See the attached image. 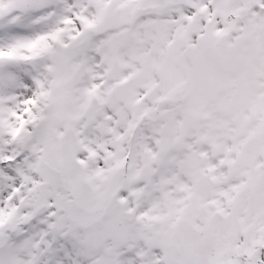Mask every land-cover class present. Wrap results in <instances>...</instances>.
I'll return each mask as SVG.
<instances>
[{
  "label": "snow or ice",
  "instance_id": "snow-or-ice-1",
  "mask_svg": "<svg viewBox=\"0 0 264 264\" xmlns=\"http://www.w3.org/2000/svg\"><path fill=\"white\" fill-rule=\"evenodd\" d=\"M264 42V0H148ZM86 0H0V250L31 264H264V201L162 144L77 69Z\"/></svg>",
  "mask_w": 264,
  "mask_h": 264
},
{
  "label": "flooded vegetation",
  "instance_id": "flooded-vegetation-1",
  "mask_svg": "<svg viewBox=\"0 0 264 264\" xmlns=\"http://www.w3.org/2000/svg\"><path fill=\"white\" fill-rule=\"evenodd\" d=\"M147 2L148 0H140L139 5ZM119 4V0L108 1L96 11L103 20L96 17L89 19L96 25L106 24L108 32L113 34L119 29L121 20L128 23L119 15ZM128 4L129 2L123 4L121 8L128 10ZM132 20L136 21L137 18L132 17ZM178 22L181 25L182 19H178ZM130 31L133 33L132 29ZM85 34L82 32L78 37V61L86 63L81 73L87 76L86 65L89 59L95 58L93 63L100 70H95L94 76L104 75L101 79L104 89L110 87L108 95L119 97L132 110L136 127L162 144L188 148L210 160L221 157L229 176L244 189L249 190L251 183L253 185V181L257 179L256 175L262 178L264 82L255 85V101L251 97L238 98V95L248 94L247 88L235 92L236 96H233L229 91L232 86L227 83L197 81L200 74L197 65L199 57L196 58L193 51L183 50L178 53L179 63L195 60L194 68L191 66L190 69L193 79L186 76L183 80L184 67L174 66L170 60L165 61L166 54L155 55L154 62L151 61L154 54H149L142 64H137L132 57H123L109 46L105 50L100 47L88 54L87 42L83 41ZM118 56L121 64L120 79L107 80L106 72ZM259 63H262V59H259ZM185 68L188 69V66ZM216 123L224 124L225 142L222 149L216 143ZM205 147H208V153L203 151Z\"/></svg>",
  "mask_w": 264,
  "mask_h": 264
},
{
  "label": "rangeland",
  "instance_id": "rangeland-1",
  "mask_svg": "<svg viewBox=\"0 0 264 264\" xmlns=\"http://www.w3.org/2000/svg\"><path fill=\"white\" fill-rule=\"evenodd\" d=\"M133 2H136V0H132ZM86 4L89 6H95L99 4V0H86ZM168 16H172L173 13L169 12L167 14ZM148 19H152V17H147L146 20L142 19L140 21L141 24L146 23ZM153 24L155 25L154 18L152 20V24L146 27L145 33H153L152 26ZM197 26V25H196ZM141 26L137 27V32H139ZM156 29V26L155 28ZM172 26L167 25L165 22L162 21V24L157 27V34L159 37L162 39L164 38L165 40L168 39L169 33L171 32ZM122 32H120L119 35L116 36H111L115 38L119 44H116L121 48V39L123 36L121 35ZM223 36H215L213 37L209 36V39H206V44H210L211 42V47H208L207 50L205 51V56H208L207 59L203 60L202 66L203 70L208 66L213 65V66H219V68H223L230 73L231 80L233 82L239 83V85L245 89V88H250V86H253V83L256 82L257 79H259V72L257 71L258 68V60L264 56V51H261L262 46L264 47V43L258 40L254 39H238L235 41L231 40H222ZM212 39V40H211ZM225 39V38H224ZM233 42L234 45L233 47L229 48L228 45ZM103 43L106 45L108 44L107 40H104L102 38H97L92 40L91 42L88 43L89 50H97L98 46L103 45ZM139 47L141 48L143 45L149 44V41L143 42L142 39L139 40ZM176 43V42H174ZM262 45V46H261ZM133 47V48H131ZM138 45H135L133 42V45L130 47H126L123 50V55L129 54L132 50H134L133 53L130 55H136ZM183 48H177L176 52L181 51ZM195 50V49H194ZM218 50V51H217ZM200 49H197L196 52H200ZM140 57V56H138ZM79 59V57H78ZM144 58H136V63L140 64L139 61L143 60ZM219 59V62L216 63V61ZM94 60L95 58L89 59V64L91 65V68L88 70V73L91 74L92 71H95L97 68L94 65ZM212 60V61H211ZM94 65V66H93ZM99 69V68H98ZM236 69L235 72L233 70ZM222 80V73L219 76V81ZM255 90H252L254 92ZM257 179L253 181V185L251 183V186L249 188V192L252 194L254 200L259 203L261 201H264V174L262 175V178L259 175L255 176ZM3 254V250H0V254ZM21 264H24V260L21 262Z\"/></svg>",
  "mask_w": 264,
  "mask_h": 264
}]
</instances>
